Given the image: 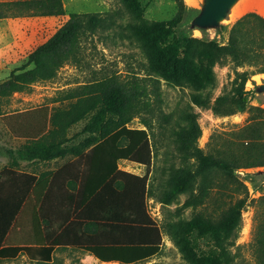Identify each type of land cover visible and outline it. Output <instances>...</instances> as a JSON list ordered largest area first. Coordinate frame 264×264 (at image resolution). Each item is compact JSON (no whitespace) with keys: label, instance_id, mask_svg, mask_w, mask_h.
Returning <instances> with one entry per match:
<instances>
[{"label":"trees","instance_id":"16d2710c","mask_svg":"<svg viewBox=\"0 0 264 264\" xmlns=\"http://www.w3.org/2000/svg\"><path fill=\"white\" fill-rule=\"evenodd\" d=\"M39 3L46 7L44 12L47 15L65 14L62 0H42ZM185 8L183 0H179L178 11L168 22L150 21L148 28L141 26L143 32L148 33V45L144 44L148 52L147 76H139L134 71L126 75L118 72L104 73L100 78L68 90V98L88 97L91 105L87 110L95 109L85 127L69 136L66 130L82 116L73 119L52 117L47 123L40 124V133L19 147L17 152L24 158L34 159L52 157L59 151H103L108 158L102 180L138 181L143 185L145 197L146 175L139 176L120 170L118 162L127 159L145 166L151 163L155 154L152 149L155 147L152 140L155 134L154 119L157 115L159 119L155 105L163 102L161 79L191 86V103L181 110L171 128L173 142L183 164L171 167L166 180L167 192L171 195L174 192L193 194L197 190L188 204L198 207L206 202L213 189L221 185L218 178L223 177L228 180L233 191L243 195L227 210L215 211L214 214L200 212L190 221L179 223L183 235L196 232L198 237L209 238L212 247L208 251L196 253L192 249L187 250L178 234L172 232V238L183 251L185 264H237L242 248L237 244L242 227V208L250 197L248 186L240 177L239 170L264 167V107L251 104L245 89L253 74L264 72V16L255 11L245 13L233 25L228 43L220 45L216 40L176 30L184 17ZM118 14V10L70 13L57 30L30 53L29 61L33 67L14 71L7 80L0 82V115L3 113L5 98L14 92L24 90L38 80L54 78L66 63H80L83 38L107 23L110 26L116 25ZM5 16L6 10L0 3V18ZM229 62L235 66L249 65L253 68L236 71L231 87L225 86L214 99L213 110L217 114H227V108L235 106L250 115L230 138L213 134L209 148L205 150L198 146V139L203 133L198 114L189 108L193 104L210 105L211 96L207 88L215 82L213 67ZM143 111L149 116L141 115ZM137 116H141L145 128L128 125ZM47 125L49 129L44 131ZM82 133H86V137L76 143L75 139ZM26 175L29 184L25 196L34 180L32 175ZM251 201L255 206V216L250 248L255 263L264 264V194ZM12 218L0 232V246ZM162 243L160 226L148 214V237L139 247L136 256L102 255L100 258L106 261L117 260L121 264H145L159 253ZM31 249L28 245H2L0 254L10 253L15 256L20 251L33 256ZM46 249L47 253L39 263L61 264L52 261V248Z\"/></svg>","mask_w":264,"mask_h":264},{"label":"rangeland","instance_id":"374dc122","mask_svg":"<svg viewBox=\"0 0 264 264\" xmlns=\"http://www.w3.org/2000/svg\"><path fill=\"white\" fill-rule=\"evenodd\" d=\"M39 1L42 0H0L7 16L0 18V82L7 80L14 71L33 67L29 61L30 53L44 43L72 12H107L118 10V23L110 26L107 23L94 33H89L82 40V60L80 63H66L51 79H42L30 84L22 91L14 92L5 98L1 119H7L13 134L29 133L38 135L40 124L47 123L52 117L72 118L82 116L66 130L71 136L81 131L90 120L95 109L88 111V97L80 99L67 97V91L100 78L104 73L118 72L123 75L135 72L139 76L148 75V33L142 27L148 28L150 21L168 22L178 11L179 0H62L64 15H47ZM48 1V0H43ZM186 8L182 21L177 25L181 32L182 26L192 15L195 6L188 0H183ZM255 11L264 16V0H246L237 5L231 12L229 20L225 21L221 32L187 31L185 34L204 39L216 40L220 45L228 43L230 32L235 22L245 13ZM238 14L237 17L235 15ZM249 65L235 66L232 62L216 64L213 67L215 82L208 86L211 96L209 106L193 104L189 109L198 114V120L203 133L198 139V146L208 150L213 134H221L230 138L234 132L246 123L249 113L240 111L235 106L227 108V114H217L213 110L214 99L225 86L231 87L236 71L252 69ZM264 76L255 73L246 83L245 89L253 79ZM163 102L156 104L158 115L154 119L152 136L155 154L151 163L146 166L147 184L144 199L145 209L163 233L162 248L157 255L145 264H185L186 260L180 246L173 240L172 232L181 237L185 249L196 253L208 251L212 242L207 237H198L196 232L183 235L180 222L190 221L197 213L214 214L231 208L243 193L233 191L226 178H218L221 185L213 189L206 202L198 207L188 204L191 192H167V178L171 167H179L183 163L173 142L172 126L181 110L191 103L192 87L186 84H176L161 79ZM251 104L264 107V97L248 95ZM84 110H87L83 112ZM141 115L148 117L146 111ZM130 127L145 128L141 116L135 117L128 123ZM47 125L44 131H47ZM2 126L0 124V135ZM79 134L75 142L86 137ZM1 143V142H0ZM71 143V142H70ZM191 161H194L191 159ZM252 169H240V177L249 189V200L242 208V227L237 244L241 245L237 264H256L250 248L252 237L255 206L251 201L264 194V181L252 173ZM195 186H197V181ZM148 197V203H147ZM172 224V225H170ZM61 264H64L60 262Z\"/></svg>","mask_w":264,"mask_h":264},{"label":"crops","instance_id":"0c3cea01","mask_svg":"<svg viewBox=\"0 0 264 264\" xmlns=\"http://www.w3.org/2000/svg\"><path fill=\"white\" fill-rule=\"evenodd\" d=\"M0 124V232L14 217L0 247L28 245L33 255L0 254V264H40L46 247L52 248V261L64 264H121L100 257L139 253L148 237L142 183L104 182L108 157L103 151L24 158L17 149L34 134H13L7 119ZM118 168L139 176L146 173L144 164L127 159L119 160ZM26 174L34 180L25 196Z\"/></svg>","mask_w":264,"mask_h":264},{"label":"water","instance_id":"95a60500","mask_svg":"<svg viewBox=\"0 0 264 264\" xmlns=\"http://www.w3.org/2000/svg\"><path fill=\"white\" fill-rule=\"evenodd\" d=\"M246 0H196L195 9L181 32H221L225 21L229 20L232 10ZM247 95H259L264 97V76L253 79L246 89ZM264 181V167L252 171Z\"/></svg>","mask_w":264,"mask_h":264},{"label":"bare ground","instance_id":"6f19581e","mask_svg":"<svg viewBox=\"0 0 264 264\" xmlns=\"http://www.w3.org/2000/svg\"><path fill=\"white\" fill-rule=\"evenodd\" d=\"M190 4H194L196 2V0H188ZM238 14L235 15V17H237Z\"/></svg>","mask_w":264,"mask_h":264}]
</instances>
